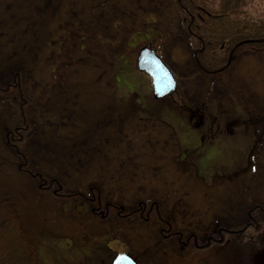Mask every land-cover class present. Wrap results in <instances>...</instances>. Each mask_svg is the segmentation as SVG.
<instances>
[{
	"label": "rangeland",
	"instance_id": "1",
	"mask_svg": "<svg viewBox=\"0 0 264 264\" xmlns=\"http://www.w3.org/2000/svg\"><path fill=\"white\" fill-rule=\"evenodd\" d=\"M44 6L0 0V79L16 72L37 98L24 167L3 132L16 101L0 96V225L16 219L34 264H253L241 246L264 264V209L248 212L264 206V55L202 71L173 0H61L30 31ZM142 46L174 75L170 94L136 69Z\"/></svg>",
	"mask_w": 264,
	"mask_h": 264
},
{
	"label": "trees",
	"instance_id": "2",
	"mask_svg": "<svg viewBox=\"0 0 264 264\" xmlns=\"http://www.w3.org/2000/svg\"><path fill=\"white\" fill-rule=\"evenodd\" d=\"M60 1L42 0L45 3L44 8L35 11L33 21L26 24L30 31L35 29L38 17L49 18L51 10L55 9ZM91 1L87 0V3ZM217 1V8L214 10L209 8L208 3H211L209 0H173L174 7H172L176 12L180 11L179 16H177L178 25L189 38L188 41L194 50L195 60L199 67L207 73L225 70L237 49L264 55V15L258 19L245 17L242 10L243 0ZM38 11L41 13L37 14ZM4 15L6 14L1 16ZM122 16L127 18V22L131 21L130 26H132L134 23L132 13L129 11ZM11 17L9 15V20L6 23L10 25L9 31L14 32L18 25L15 22L17 20L11 19ZM0 21L3 22L1 19ZM8 92L10 93L6 95ZM11 93H14V96L11 97ZM0 96L5 101L13 99L16 101V106L13 107V111H10L11 115H14V119L3 127V132H5V142L15 152L16 157H20L19 162H22L20 165L25 167L29 157L27 146L34 127L31 109L34 108L35 110L37 98L34 93L27 90V84L16 72L5 80L0 79ZM25 108L29 109L30 112H27ZM20 169L24 172L31 170ZM52 181L53 179L44 180L46 184ZM261 208L263 210L264 206ZM252 210L253 208L249 211ZM244 226H241L242 231H238L237 235L241 239L237 242L242 241ZM236 227L234 224L231 225V229H236ZM22 239L18 233L16 219L9 218L0 225V264H34L32 258L29 257L30 254L25 243H23L25 240ZM240 249H244V255L254 257L253 264L258 262L260 255L253 253L254 249L251 246L249 248L241 246ZM168 258L172 264H185L187 261L185 256L179 258L170 255Z\"/></svg>",
	"mask_w": 264,
	"mask_h": 264
},
{
	"label": "water",
	"instance_id": "3",
	"mask_svg": "<svg viewBox=\"0 0 264 264\" xmlns=\"http://www.w3.org/2000/svg\"><path fill=\"white\" fill-rule=\"evenodd\" d=\"M136 68L151 78L153 97L161 98L169 94L175 87V81L168 68L158 58L155 51L147 46L140 48L136 58ZM111 264H137L127 253H118Z\"/></svg>",
	"mask_w": 264,
	"mask_h": 264
}]
</instances>
